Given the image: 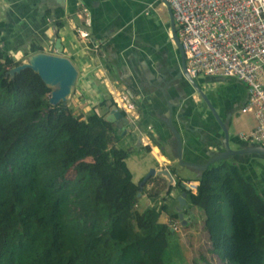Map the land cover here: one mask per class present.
Masks as SVG:
<instances>
[{"label": "trees", "instance_id": "16d2710c", "mask_svg": "<svg viewBox=\"0 0 264 264\" xmlns=\"http://www.w3.org/2000/svg\"><path fill=\"white\" fill-rule=\"evenodd\" d=\"M42 50L32 44L23 54ZM19 63L0 41V264H166L172 231L159 217L176 218V200L161 195L159 176L136 196L131 150L117 146L124 131L105 119L111 100L84 117L50 106V88L32 70L5 74ZM194 181L185 202L203 214L210 253L224 264H264V199L234 160Z\"/></svg>", "mask_w": 264, "mask_h": 264}, {"label": "crops", "instance_id": "0c3cea01", "mask_svg": "<svg viewBox=\"0 0 264 264\" xmlns=\"http://www.w3.org/2000/svg\"><path fill=\"white\" fill-rule=\"evenodd\" d=\"M107 3L108 0H0V40L7 54L15 57L28 52L32 44L41 47L42 52L54 53L53 40L59 38L61 55L77 71L72 97L80 98L82 103L93 102L94 106L103 99L111 100V90L130 93L137 118L127 120L124 126L126 149L135 147L149 155L154 164L149 163L146 169L167 167L179 179L194 181L197 171L177 164L175 141L166 126L167 104L171 105V123L180 137L183 161L201 164L220 151L221 132L188 83L183 78L171 79L178 70L179 56L169 38L165 9L161 4L152 5L158 19L151 23L157 26L159 35L158 40H153L151 31L146 32L137 20L108 12ZM81 8L86 9L88 26L82 21ZM76 29L86 30L88 39L97 46L80 40ZM20 43L28 45L21 50ZM197 78L200 89L213 99L214 104L210 103L227 127L229 147L237 149L252 143L241 137L255 126L253 114L241 111L246 99L243 84L233 78ZM208 81L211 82L207 84ZM218 82L231 83L227 96L216 92L214 85ZM231 159L264 199V156L247 153ZM159 221L169 220L161 214Z\"/></svg>", "mask_w": 264, "mask_h": 264}, {"label": "built area", "instance_id": "2783aa9c", "mask_svg": "<svg viewBox=\"0 0 264 264\" xmlns=\"http://www.w3.org/2000/svg\"><path fill=\"white\" fill-rule=\"evenodd\" d=\"M171 9L175 33L184 55L187 75L233 78L245 87L241 111L252 113L255 126L241 137L264 146V3L263 0H166ZM85 26L87 12L81 8ZM80 40L86 30L76 29ZM114 110L133 122L137 118L133 97L123 89L110 92ZM194 193L197 181H183Z\"/></svg>", "mask_w": 264, "mask_h": 264}, {"label": "water", "instance_id": "95a60500", "mask_svg": "<svg viewBox=\"0 0 264 264\" xmlns=\"http://www.w3.org/2000/svg\"><path fill=\"white\" fill-rule=\"evenodd\" d=\"M160 4L164 7L167 19H168V34L171 42L173 43L175 49L177 50L179 56V67L176 73L171 79L183 78L188 85L193 89V91L202 99L206 105L208 111L212 115L221 132V150L212 153L204 163H190L183 161L180 157V137L171 123V105L167 104V116H166V126L170 131L174 141H175V155L177 158V164L181 167H187L189 169L201 172L207 168L208 165L219 161L221 159L232 158L234 155L240 154H254L257 156H264V146L256 143H250L249 145L231 149L228 143V132L225 123L220 119L214 107L209 102L205 93L200 89V87L194 82V79L189 77L185 71L184 65V55L180 47L179 41L175 33V25L172 18L171 9L166 0H158ZM54 53L46 52H36L30 54L19 64L9 68L6 71V75L12 77L15 73H18L24 68H29L32 70L39 79L44 83L48 88H50L48 96V104L50 106H55L57 104H66L67 98L71 95L74 87V83L77 76V71L70 62V60L61 55V46L59 44V38L53 40ZM105 119L109 122L117 121L116 125L119 129L124 131V126L128 123L127 119L121 114L119 110H110L105 116ZM159 176L165 181L164 189L161 192V195H164L169 191V189L179 190V195L176 197V205L174 207L177 216L179 219L182 218L180 208L182 206L187 207L185 204V195L186 192H189V188L183 183V181L176 182V175L172 174L167 167H150L147 169L146 173L138 181V192L136 196L139 197L140 191L146 182L154 177ZM188 181V180H185ZM170 231L172 229L170 228Z\"/></svg>", "mask_w": 264, "mask_h": 264}, {"label": "rangeland", "instance_id": "374dc122", "mask_svg": "<svg viewBox=\"0 0 264 264\" xmlns=\"http://www.w3.org/2000/svg\"><path fill=\"white\" fill-rule=\"evenodd\" d=\"M108 12H117L121 14L122 19H135L137 20L146 32L151 31V37L153 40H158L159 35L157 33V26L151 23L152 19H158L157 14L152 10V5L159 6L160 1L158 0H108ZM1 41V40H0ZM28 44L20 43L18 47L24 50ZM2 48L6 51L2 44ZM27 52V50H25ZM7 53V51H6ZM27 56L23 53L12 57L13 61L22 62ZM194 82L201 87L200 79L195 78ZM211 82L208 81L207 84ZM215 84V83H214ZM216 92L220 96L223 94L227 96L231 90L230 82L224 83L223 85L219 82L214 85ZM237 89L234 90L236 92ZM72 94V93H71ZM209 102L214 104L213 99L208 97V93H205ZM84 100V97L82 98ZM93 102L82 103L80 98H73L70 95L66 104L74 115H80L84 117L88 110L93 106ZM216 109V108H214ZM217 110V109H216ZM215 110V111H216ZM117 146L126 148L125 140L123 139ZM134 147V146H133ZM151 163L154 164L152 158L144 153L142 150L131 149L125 164L132 174V181L137 183L142 176L146 173V166ZM194 176V175H192ZM187 176V177H192ZM151 178L146 182L144 188L148 189L152 186L150 182ZM163 181H161L162 183ZM146 195H142L139 199V206L142 208L146 203ZM146 200V201H145ZM192 216L187 213L183 216V224L180 222H167L168 226L172 228V236L168 238L167 246L163 252V261L166 264H224L216 255L210 253V245L207 239V234L203 228V214L197 209H192Z\"/></svg>", "mask_w": 264, "mask_h": 264}, {"label": "flooded vegetation", "instance_id": "af4514ba", "mask_svg": "<svg viewBox=\"0 0 264 264\" xmlns=\"http://www.w3.org/2000/svg\"><path fill=\"white\" fill-rule=\"evenodd\" d=\"M176 182H180V181H185V180H183V179H179L178 177H176ZM164 182V185H165V181H163ZM164 185H163V189H164ZM162 189V190H163ZM162 192V191H161ZM174 192V195H172V193ZM168 193V194H167ZM167 193H165L164 195H162V196H166V194L167 195H169V196H172V197H174L175 198V200H176V197L179 195V190H174V189H169V191L167 192ZM185 204H186V202H185ZM176 205V204H175ZM187 205V204H186ZM175 207V206H174ZM192 209L193 208H191V207H184V206H182L181 208H180V211H181V214H182V218L181 219H179L178 218V216H177V213H176V218H174V219H172L171 221L169 220V222H171V223H173V222H175V221H177V222H180L181 224H183L184 222H183V216H185V214L187 213L188 215H190V216H192ZM175 210V209H174ZM176 212V211H175ZM171 228V227H170ZM172 229V228H171Z\"/></svg>", "mask_w": 264, "mask_h": 264}, {"label": "bare ground", "instance_id": "6f19581e", "mask_svg": "<svg viewBox=\"0 0 264 264\" xmlns=\"http://www.w3.org/2000/svg\"><path fill=\"white\" fill-rule=\"evenodd\" d=\"M263 3H264V0H263Z\"/></svg>", "mask_w": 264, "mask_h": 264}]
</instances>
